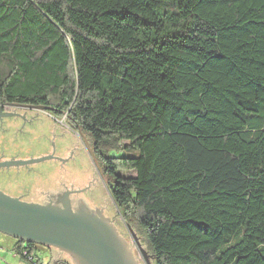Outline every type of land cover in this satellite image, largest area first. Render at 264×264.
<instances>
[{
	"label": "trees",
	"instance_id": "16d2710c",
	"mask_svg": "<svg viewBox=\"0 0 264 264\" xmlns=\"http://www.w3.org/2000/svg\"><path fill=\"white\" fill-rule=\"evenodd\" d=\"M5 103L91 140L150 264H264V0H0Z\"/></svg>",
	"mask_w": 264,
	"mask_h": 264
},
{
	"label": "rangeland",
	"instance_id": "374dc122",
	"mask_svg": "<svg viewBox=\"0 0 264 264\" xmlns=\"http://www.w3.org/2000/svg\"><path fill=\"white\" fill-rule=\"evenodd\" d=\"M15 112L22 117H0V154L5 155L7 160H42L20 165L19 168L11 166L5 174L9 172L12 179H23L30 185L31 191L61 192L62 195L68 192L72 208L81 203L93 212H102L112 220L129 244L137 263L147 264L134 239L137 238L140 247L148 254L144 235L137 225H127L121 219L120 212L109 194L107 178L90 152L91 140L69 128L64 116L59 117L33 108H19ZM24 201L42 203L45 200ZM14 245V238L0 232V264H33L29 259L17 255ZM49 250L52 251L51 261L63 260L68 264H75L68 254L52 247ZM31 254L34 261L41 260L44 264L49 256L47 248L41 246L36 247Z\"/></svg>",
	"mask_w": 264,
	"mask_h": 264
},
{
	"label": "water",
	"instance_id": "95a60500",
	"mask_svg": "<svg viewBox=\"0 0 264 264\" xmlns=\"http://www.w3.org/2000/svg\"><path fill=\"white\" fill-rule=\"evenodd\" d=\"M34 107L51 110L46 106ZM41 160H4L0 161V168ZM68 196L69 193L64 192L57 203H35L0 191V232L18 241L55 248L71 256L75 264H138L129 244L109 217L102 212H93L81 203L72 208ZM134 239L143 259L150 264L149 255L140 247L137 238ZM48 264L66 263L50 261Z\"/></svg>",
	"mask_w": 264,
	"mask_h": 264
},
{
	"label": "flooded vegetation",
	"instance_id": "af4514ba",
	"mask_svg": "<svg viewBox=\"0 0 264 264\" xmlns=\"http://www.w3.org/2000/svg\"><path fill=\"white\" fill-rule=\"evenodd\" d=\"M19 108H33L34 110L37 111H44L48 112L51 114L49 110H45L42 108L34 107V106H12L7 103L5 104H0V117L4 119L5 118H12V117H22V115L16 113L15 111H18ZM25 111V110H24ZM20 112V111H19ZM8 114V116H6ZM5 155L0 154V161L7 160ZM19 168V167H17ZM11 169L9 168H0V191L3 193L11 196V197H16L19 198L20 200H28V199H43L42 203H57L58 199L61 198L62 193L59 192H50V191H43V190H36V191H31L30 185H27V182H24L23 179L17 180V179H12L11 176L9 175V172L5 174V171H8ZM55 191V190H52ZM70 196V195H69ZM43 248H47L44 246H41ZM47 251L49 252L48 260L51 259V254L52 251L47 248ZM57 253V252H56ZM58 254V253H57ZM51 261V260H50ZM52 261H55L54 259ZM57 262H65L68 264L66 261L63 260H56Z\"/></svg>",
	"mask_w": 264,
	"mask_h": 264
},
{
	"label": "built area",
	"instance_id": "2783aa9c",
	"mask_svg": "<svg viewBox=\"0 0 264 264\" xmlns=\"http://www.w3.org/2000/svg\"><path fill=\"white\" fill-rule=\"evenodd\" d=\"M23 254L27 255L30 260H33V257L31 255L29 256V254L26 250H23Z\"/></svg>",
	"mask_w": 264,
	"mask_h": 264
}]
</instances>
